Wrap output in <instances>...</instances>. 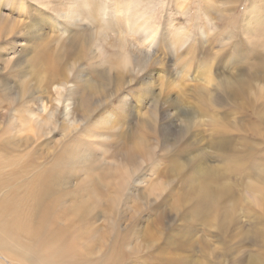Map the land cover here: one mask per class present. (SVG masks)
Instances as JSON below:
<instances>
[{"label":"rangeland","instance_id":"rangeland-1","mask_svg":"<svg viewBox=\"0 0 264 264\" xmlns=\"http://www.w3.org/2000/svg\"><path fill=\"white\" fill-rule=\"evenodd\" d=\"M74 1L44 0L42 5V1L0 0V36L9 29L5 24L8 21L19 25L17 36H27L32 30L38 36L27 53L28 59L43 43L55 55L61 54L65 46L58 44V40L84 34L91 52L76 51V57H69V64L62 62L63 70L73 66L74 71L83 72L94 85L102 84L104 89L92 97L96 113L84 125L70 101L67 103L73 113L67 121L61 118L45 127L40 138L23 132L22 137L14 140L13 147H19L23 153L31 150L33 160L44 162L53 157L65 139L89 127L101 136L89 141L104 143L101 152L93 158L89 156L92 162L104 153L107 157L119 149L131 148L139 143L142 132L153 151L150 157L147 152L144 154L146 160L140 158L144 161L140 169L146 176L133 194L115 193L121 196L115 219L118 227L127 232L134 225L137 227L139 221L132 217L140 212L139 217H143L139 229L148 224L154 237L149 243L139 235V240L126 245L128 264H264V240L257 238V233H264V201L260 200L264 192V177H260L264 166V30L262 34L251 32L254 26H250L252 22H263L256 20L253 13H264V0H141L136 16L143 14L146 19L138 21L127 57L119 50L124 28L112 23V19L119 17L113 10L114 0L99 1L105 10L103 20L111 19L112 28L98 36L91 18H80L72 28L64 25L69 22L58 19L54 9L63 8L61 3L67 9ZM146 22L149 28L145 31L142 26ZM246 25L253 26L247 27L252 34ZM143 42L145 46L138 47ZM17 51H0L1 73L14 76L9 77L13 80L15 70H21L20 79L10 81L12 84L21 83L22 79L31 90L44 89L46 71L33 69L30 63L16 68ZM75 59H79L80 65L75 64ZM121 62L124 65L120 66ZM67 75L72 85L73 72L68 70ZM125 97L129 100L127 107L119 108L118 101H126ZM56 98L52 88H46L45 99H54L56 104ZM27 100L25 96L15 108L26 109ZM53 104L46 103L49 109L45 115H62L63 105ZM107 161L113 163L111 159ZM120 164L123 169L118 168L124 170L123 174L139 173ZM201 169L209 172L206 181ZM74 182L67 179L64 185L73 188ZM202 186L210 191L225 190L222 187L227 190L219 197V209L206 213L207 216L192 208ZM160 214L171 222L165 221L167 227L163 225L162 230L154 221Z\"/></svg>","mask_w":264,"mask_h":264},{"label":"bare ground","instance_id":"bare-ground-1","mask_svg":"<svg viewBox=\"0 0 264 264\" xmlns=\"http://www.w3.org/2000/svg\"><path fill=\"white\" fill-rule=\"evenodd\" d=\"M33 1H42V5H44V0ZM99 1L101 0H76L72 2L70 6H67V9H65V5L61 3L60 5L63 8H55L54 11L58 19L69 22L68 24H64L69 28H72L73 24L77 25L80 18L84 19L85 16L91 18L94 20L93 24L96 26V35H105L107 29L112 28L110 24L111 19L107 20L110 22H105L103 20L105 10L104 7H100ZM213 1L215 2V0ZM140 2L141 0H114L113 10L116 14H119V17L115 14L118 18L117 20L112 19V23L114 21L113 24L117 28H124V32H122V44L119 50L122 51V54L125 53L126 57L129 56L126 51L129 49L131 37L135 35L134 33L136 30L134 29L137 28L138 21L140 22L146 19V16L143 14V16H136V7ZM262 11L264 12V10ZM108 14H110V12ZM263 15L264 13L261 15L260 13L258 14V11L254 12L253 17L263 22H252L250 26L253 25L254 28L248 25L245 27H249V29L252 28L251 32L257 31L262 34L264 30ZM114 17L115 16H113V18ZM103 23H107L108 25L103 27ZM5 24L10 27L6 29L7 31L5 30L6 32H3L4 35L1 33L0 40H3L0 41V51L7 50V52H11L17 51L19 48V51H17V61L15 63L16 68L21 69L24 64L30 63L33 69L45 70L47 75L45 79V88H38L36 92L27 87L22 79L21 83L15 85L10 82L20 79L18 74L21 73V70L13 69L15 70L16 79L10 80L9 77L11 75L1 73L3 69L0 66V264H128L126 260V245L132 244V240L134 239L135 242L139 240V235H143L142 237L149 243L152 242L154 236L149 233L148 224L145 225V228H142L143 230L139 229L143 217H139V215H141L140 212H138V215L135 214L132 217L135 221H139L137 224L138 228L134 225V227L130 230L128 229L127 232H123L118 227L115 216L121 204V196H116V194L121 193L123 196H127L125 192L132 193L138 191L140 189L139 186L143 184L146 175L141 172L140 168L144 161L140 158L146 160L144 154L147 152L150 157L153 152L152 149L147 146V138L144 137L141 131L136 129L139 133L141 132L139 135L142 138L139 143L137 142L136 145H132L131 148H124L126 150L119 149L118 151L116 148L117 152L112 156L109 155L106 157L104 153V155L99 156V159H94L92 162L89 156L93 158L97 152H101L100 150H102L101 148H103L102 146H104V143L101 144L99 140L89 141V139H98L101 137L95 130H91L89 127L75 135L72 134V138L65 139L66 142L64 141L65 143L63 142L60 144L59 150H57L53 157L44 162L33 160L34 155L31 154L33 152L31 150L23 153L19 147H13L14 140L22 137L23 132L32 133V135L34 134L40 138V132L45 127L55 124V122L61 118L67 121V117L72 112V110H69L70 104L67 103L70 101L76 106L74 109L77 113H80L78 117L82 125H84V122L89 121L96 113V106L93 103L91 104L93 101L92 97L101 93L104 89H102V84L94 85L90 79H87L83 72L74 71L73 66L66 68L67 70H63L65 66L62 62L69 64V57L70 59L76 57V51L83 53H88L90 51V44L86 42L87 39L84 34L68 35L66 37L64 36L65 38L63 37L62 39L58 36L61 39L58 40V44L62 46L64 44L65 46L63 49L61 48L62 50L60 49L62 51L61 54L55 55L52 53V49L43 43L41 47H36V52L28 59L27 57L29 56L27 53L30 47H33L31 44L34 40L38 39V36L34 34L33 30L26 34L27 36H22V33L17 36L16 29L19 25L17 27L15 23L10 21ZM33 26L32 24L31 28ZM88 26L92 27V25ZM148 28L149 25L146 22V24L142 26V29L146 31ZM249 29L248 33L252 34L249 32ZM91 38L92 40L94 38L93 32ZM19 40L24 41V43L19 42ZM145 44V42L140 43L138 47L145 46ZM260 58L263 59L262 57ZM127 61L128 59L124 61L126 63L125 66H127ZM124 62H121L122 64H120V66L124 65ZM75 64H79V61ZM8 65H10V63H8ZM8 67L11 69L10 66ZM258 67L259 66L256 68ZM116 68H114V70H116ZM68 70L73 72L72 79L74 83L72 85L69 84L71 78L67 75ZM262 75L264 76V73ZM144 82L145 80L142 84ZM143 87L145 89V86ZM46 88H52L54 91L57 96L55 99L57 102L56 104H53L54 99H45ZM25 96L28 98L24 104L26 109L15 108L19 106ZM99 96L98 99H100ZM100 97H102V95ZM141 97L142 96L139 98ZM104 99L106 98L104 97L102 100ZM125 100L126 101H124L123 98V100L121 99L118 101L119 108H123L129 103L127 102L129 101L127 98ZM46 103H52L57 106L62 104V115L52 113L46 116L45 113L49 109H47ZM99 104L97 103V105ZM73 125L76 124L73 122ZM64 127L65 126H63L62 130H65ZM255 129L256 128H254V130ZM262 133V135H264V132ZM67 134L68 133H66V135ZM121 139L123 140V138ZM132 142L134 143L133 140ZM217 146L219 147V145ZM120 147L123 148L122 146ZM234 152L232 151V153ZM6 153L10 154V156H6ZM106 159H111L113 163H110ZM120 162H122V166H126L127 169L128 167L132 168L131 172L134 169L139 170V173L123 174L124 170H122V172L120 171L121 169L119 170V168H122ZM204 169L199 171L201 172L200 174H203L206 181L209 177V172H207L209 170L206 169V171ZM152 171H155V168L154 170L152 169ZM158 171L159 170H157V172ZM260 171V177L262 178L264 177V166L261 167ZM164 172L162 174L167 175V173H169ZM65 174L67 176H65ZM162 174H160V176ZM67 179L75 181L73 188H68L64 185ZM149 180L151 182L153 181L152 179ZM152 185L153 184H150L149 187H152ZM222 188L226 190L225 187ZM225 190L210 191L206 186H202L198 192L199 198L194 201L192 208L200 214L203 213L201 216H205L206 213L215 212L219 209V197L227 192V190ZM175 193H177V191ZM261 195L263 199L260 198V200L264 201V192H261ZM128 200L132 199L130 198ZM133 201L136 202L137 200ZM158 216L153 220L157 228H161L160 230H162L163 225L167 227L165 221L170 218L166 220V217L164 218L161 214L159 217ZM152 217L154 218V216ZM168 222L170 221L168 220ZM157 234L159 235V233ZM257 238L264 240V233H257Z\"/></svg>","mask_w":264,"mask_h":264}]
</instances>
